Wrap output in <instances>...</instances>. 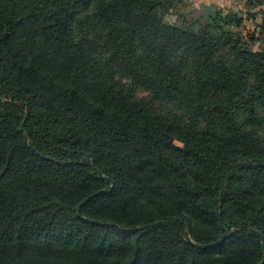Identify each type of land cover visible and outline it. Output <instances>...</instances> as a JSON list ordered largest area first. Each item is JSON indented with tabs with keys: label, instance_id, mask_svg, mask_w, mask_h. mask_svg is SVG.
<instances>
[{
	"label": "trees",
	"instance_id": "trees-1",
	"mask_svg": "<svg viewBox=\"0 0 264 264\" xmlns=\"http://www.w3.org/2000/svg\"><path fill=\"white\" fill-rule=\"evenodd\" d=\"M179 3L0 0V264H264V47Z\"/></svg>",
	"mask_w": 264,
	"mask_h": 264
},
{
	"label": "rangeland",
	"instance_id": "rangeland-1",
	"mask_svg": "<svg viewBox=\"0 0 264 264\" xmlns=\"http://www.w3.org/2000/svg\"><path fill=\"white\" fill-rule=\"evenodd\" d=\"M209 2H205V4ZM234 2L238 3V0ZM240 2H244V4L242 5ZM255 2H257V0H255ZM203 3L204 2H202V0H180V3L176 4L177 6L175 8L169 10L164 18L166 21L174 23L177 21L178 16L182 14H190V16H194L196 13L201 12L204 7L212 5H202ZM245 3L246 0L239 1V4L242 6L241 10L238 9L240 8L239 4H236L235 6L237 11L236 13L242 16L243 22L240 28L234 29V31L239 33L241 41L245 46L252 49L253 51H260L264 47V36L258 35L260 32L259 27L264 20V0L260 1V5L253 4L252 6H248ZM195 4H197L200 8L195 9ZM93 14L94 12L92 6L79 14L77 22L74 26V41L88 42L97 45L98 55H101L103 58H105L106 56L102 49V38H100V29L97 28L95 23L92 21ZM118 79H123V77H118ZM126 82L130 83L128 80ZM135 95L137 98H151L149 92L139 86L135 87ZM155 105L161 113H173L176 114L181 121L186 120L185 114L171 104L157 102ZM260 114L261 112H258V114L255 116V119L252 121V124L264 140V122L258 117Z\"/></svg>",
	"mask_w": 264,
	"mask_h": 264
},
{
	"label": "crops",
	"instance_id": "crops-1",
	"mask_svg": "<svg viewBox=\"0 0 264 264\" xmlns=\"http://www.w3.org/2000/svg\"><path fill=\"white\" fill-rule=\"evenodd\" d=\"M191 1H196V0H191ZM209 1H211V0H202V2H204L202 5L212 4V5H214L216 7L217 10L222 12V14H226L229 11L237 12L235 6H236V4H239L240 0H238V3L234 2L236 0H212L211 2H209ZM205 2H209V3L205 4ZM240 3H242V5L244 4V2H240ZM239 5H240V8H238V9L241 10L242 6H241V4H239ZM195 7H194L195 9H199L200 8V7H198L197 4H195ZM225 8H228V9H225Z\"/></svg>",
	"mask_w": 264,
	"mask_h": 264
},
{
	"label": "water",
	"instance_id": "water-1",
	"mask_svg": "<svg viewBox=\"0 0 264 264\" xmlns=\"http://www.w3.org/2000/svg\"><path fill=\"white\" fill-rule=\"evenodd\" d=\"M158 223H153V224H150L148 226H154V225H157ZM225 236V235H224Z\"/></svg>",
	"mask_w": 264,
	"mask_h": 264
}]
</instances>
